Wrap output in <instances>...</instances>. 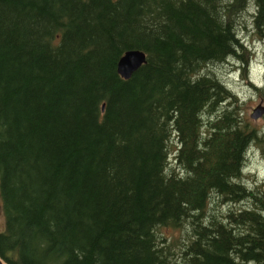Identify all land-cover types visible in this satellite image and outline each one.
Returning <instances> with one entry per match:
<instances>
[{"label": "trees", "instance_id": "obj_1", "mask_svg": "<svg viewBox=\"0 0 264 264\" xmlns=\"http://www.w3.org/2000/svg\"><path fill=\"white\" fill-rule=\"evenodd\" d=\"M250 7L264 49V0H0L3 261L264 264V138L216 70Z\"/></svg>", "mask_w": 264, "mask_h": 264}, {"label": "rangeland", "instance_id": "obj_2", "mask_svg": "<svg viewBox=\"0 0 264 264\" xmlns=\"http://www.w3.org/2000/svg\"><path fill=\"white\" fill-rule=\"evenodd\" d=\"M250 7L245 15V20L248 24L247 29L239 24L238 35L248 47L247 55L251 56V62L248 69H240L239 65H233L228 61L219 63L217 66V76L221 78L228 87L237 95L242 103L243 116L252 128L259 130V135L264 138V114L257 118H253L254 109L260 104L264 105V49L258 44V37L254 34L251 25ZM244 22V20L242 21ZM261 42V41H260ZM249 82L255 84L259 89L254 90ZM243 180L249 186L259 185L264 188V139L259 142H253L248 149L247 160L243 168ZM226 210L228 207L222 205L217 208ZM4 218L1 208L0 199V229H3ZM169 233V231H166Z\"/></svg>", "mask_w": 264, "mask_h": 264}, {"label": "water", "instance_id": "obj_3", "mask_svg": "<svg viewBox=\"0 0 264 264\" xmlns=\"http://www.w3.org/2000/svg\"><path fill=\"white\" fill-rule=\"evenodd\" d=\"M146 61V54L142 50L132 49L126 51L117 62V71L125 79L131 75ZM264 114V105H258L252 114L253 118H257ZM0 264H6L0 258Z\"/></svg>", "mask_w": 264, "mask_h": 264}]
</instances>
